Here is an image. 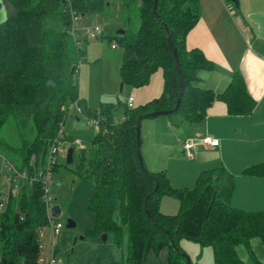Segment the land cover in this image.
Masks as SVG:
<instances>
[{"label": "trees", "instance_id": "trees-1", "mask_svg": "<svg viewBox=\"0 0 264 264\" xmlns=\"http://www.w3.org/2000/svg\"><path fill=\"white\" fill-rule=\"evenodd\" d=\"M3 1L10 13L0 22V127L13 119L22 135L30 137L24 136L21 147L12 148L19 159H9L18 169L33 175V156L36 166L45 167L50 147L75 105L88 119H98L99 130L89 147L79 151L75 164L55 159L51 171L54 176L60 166L74 165V174L93 186L89 207L96 224L92 234L113 233L118 246L127 234L121 264H141L150 250L164 247L169 250V264H192L179 245L181 239L210 246L214 264H248L239 257V246L247 249L254 264H264L251 247L256 238L264 243V210L245 211L232 205L235 180L226 168L204 171L193 188L176 189L165 171L150 172L137 153L138 117L172 110L178 102L181 80L168 38L176 49L184 91L177 111L165 116L178 114L188 123H198L216 100L225 102L232 116L253 111L255 101L239 73L221 94L197 85L198 72L213 67L201 50L186 44L200 20L199 0H118V29L125 34H116L114 41L123 48V87L147 86L162 69L164 89L160 97L137 107L118 102L97 110L80 99L78 73L85 52L73 35V16L102 14L108 0ZM117 112L122 114L120 120ZM2 144L6 145L0 140ZM243 173L264 177V163ZM2 193L0 183V202ZM164 196L179 202L177 214L161 212ZM49 224L40 182L11 191L6 208L0 210V264H42L39 229Z\"/></svg>", "mask_w": 264, "mask_h": 264}, {"label": "crops", "instance_id": "crops-1", "mask_svg": "<svg viewBox=\"0 0 264 264\" xmlns=\"http://www.w3.org/2000/svg\"><path fill=\"white\" fill-rule=\"evenodd\" d=\"M199 4L200 20L188 34L186 44L189 49L201 50L213 67L198 72L197 85L221 94L239 73L255 101L253 111L232 116L226 103L216 100L198 123H188L180 115L146 118L143 160L150 172L165 171L176 189L190 188L202 172L224 167L235 180L232 205L245 211L264 210V177L243 173L246 168L264 163V0H199ZM7 8L0 0V18L9 15ZM163 89V71L159 69L147 86L133 91L134 107L160 97ZM206 135L218 139L219 145H202L200 139ZM188 139L196 142L191 158L184 150ZM172 158L184 164L179 174L171 170ZM171 202L174 207L169 210ZM178 204L176 199L164 196L160 210L174 215L179 211ZM240 247L237 252L245 262L249 254L244 246L245 252ZM251 247L264 263V243L256 238Z\"/></svg>", "mask_w": 264, "mask_h": 264}, {"label": "rangeland", "instance_id": "rangeland-1", "mask_svg": "<svg viewBox=\"0 0 264 264\" xmlns=\"http://www.w3.org/2000/svg\"><path fill=\"white\" fill-rule=\"evenodd\" d=\"M108 3L109 6L102 14L80 17L74 24V38L80 42L85 52L78 73L80 99L85 101L87 107L92 110L108 104L125 103L127 98L134 96L133 91L137 89L125 86L123 91H120L123 48L114 41V36L120 30L118 27L121 24L120 4L118 0H108ZM6 6L9 7L8 4ZM7 11L10 13L8 8ZM3 18H0V22L5 20ZM95 27H99L100 32L97 38H91V31ZM80 110L75 105L71 106L65 119L62 128L65 139L59 143L58 153L54 156L62 164L66 163V155L70 148L74 149V164L77 162L79 151L84 149L75 143V139L80 140L86 149L97 133L94 125L84 115L82 109ZM174 115L178 116V114ZM116 117L121 119V112H117ZM146 123L147 120H144L141 124V143ZM24 133H26L25 129ZM24 136L26 139L30 138L28 134L22 135L21 128L17 126L15 120L10 119L0 127V140L6 143L0 146V150L10 159H19V155L12 148L21 147ZM141 152L143 158L142 144ZM170 163L174 174H179V170L184 167V164L175 158H172ZM73 166L71 165V168L65 165L60 166L53 176V184L49 186V194L54 204L61 207L60 215L54 217L53 222L61 223L63 228L56 236L51 226L42 228L40 262L49 264L54 252L55 258L62 260L61 264H121L128 245L127 234L124 233L121 246L117 245L113 233L107 234L106 241L102 239V236L92 234L96 215L89 204L94 196V188L74 174L71 170ZM193 184L189 187L194 186ZM171 203L169 210L174 207V202ZM68 219L75 223L74 227L67 226ZM179 245L192 264H214L210 246L202 247L199 243L187 239H181ZM244 249L243 246L239 248L245 252ZM245 255L247 256L246 253ZM255 258L258 260L256 255ZM245 262L254 264L248 256ZM141 264H169L168 247L159 251L150 250Z\"/></svg>", "mask_w": 264, "mask_h": 264}, {"label": "built area", "instance_id": "built-area-1", "mask_svg": "<svg viewBox=\"0 0 264 264\" xmlns=\"http://www.w3.org/2000/svg\"><path fill=\"white\" fill-rule=\"evenodd\" d=\"M79 18H80L79 16L74 15L73 23L75 24L76 22H78ZM98 32H100L99 27L93 28L90 34L91 38H97ZM113 47L115 46L113 45ZM126 103L129 107H134V99L132 97H130L126 101ZM79 111H81L80 108ZM88 120L94 125L96 131H98L99 130L98 119L93 118ZM62 136H63V131L61 130L59 133V137L55 140L53 146L50 147L49 156L45 167H40L38 165L37 166L35 165V162L37 161V158L35 156H33L30 159V166L34 168L32 172L33 175H31L28 170L18 169L16 164L12 162L0 150V183L3 187V193L0 202V210H4L6 208L11 191L20 190L23 187V185L26 183L40 182L43 189V200L47 207V215L50 223L49 226L52 227L54 236L60 233L61 229L63 228V225L61 223L53 222L54 217H52L51 208L55 204L53 198L49 194V186L53 184V174L51 171V167L52 164L55 162L54 156L58 153V145L62 141L61 140ZM75 143L81 145V147L85 149V147L82 145V143L79 140H76ZM200 143L204 146H218L220 142L218 139L206 135L202 139H200ZM195 146H196V142L194 139H188L184 142V150L189 158L193 157V150L195 149ZM41 231L42 228L39 229V235ZM54 254L55 253L53 252L49 264H61L62 260L56 259Z\"/></svg>", "mask_w": 264, "mask_h": 264}, {"label": "water", "instance_id": "water-1", "mask_svg": "<svg viewBox=\"0 0 264 264\" xmlns=\"http://www.w3.org/2000/svg\"><path fill=\"white\" fill-rule=\"evenodd\" d=\"M233 2H236V0H232ZM157 2V0H156ZM118 36H123L125 34L124 30H118L117 33H116ZM169 39V42L171 44V46L173 47L174 49V53H175V64H176V69L180 75V80H181V87H180V92H179V98H178V102H177V105L174 109L172 110H169V111H155V112H152L150 114H147V115H143V116H139L138 119H137V124H136V133H137V153H138V157L140 158V160H143L142 158V152H141V124H142V121L146 118H153V117H158V116H165V115H169V114H172V113H175L178 109V106L180 104V101L182 99V95H183V91H184V79H183V76H182V72H181V69H180V65H179V62H178V56H177V53H176V49L174 48L170 38ZM123 83H121V87H120V91L123 90ZM73 154H74V149L73 148H70L67 152V155H66V163L68 165L72 164L73 163ZM157 191V187L155 188V190L153 191L156 192ZM215 194H213V198H212V202L214 201L215 199ZM61 213V207L60 205L58 204H55L52 208H51V214H52V217H58ZM67 226L69 228H72L75 226V223L71 220V219H68V223H67ZM107 234H103L102 235V239L104 241H106L107 239ZM169 237L170 239H172V236L169 234ZM173 243V241H171ZM178 251V249H177ZM179 252V251H178ZM189 260V258H187Z\"/></svg>", "mask_w": 264, "mask_h": 264}]
</instances>
